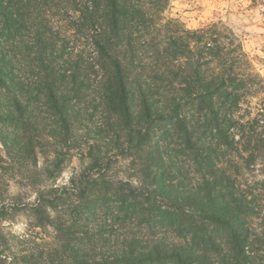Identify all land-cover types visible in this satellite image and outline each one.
Listing matches in <instances>:
<instances>
[{"label":"trees","instance_id":"obj_1","mask_svg":"<svg viewBox=\"0 0 264 264\" xmlns=\"http://www.w3.org/2000/svg\"><path fill=\"white\" fill-rule=\"evenodd\" d=\"M170 3L0 0V264H264V81Z\"/></svg>","mask_w":264,"mask_h":264},{"label":"rangeland","instance_id":"obj_2","mask_svg":"<svg viewBox=\"0 0 264 264\" xmlns=\"http://www.w3.org/2000/svg\"><path fill=\"white\" fill-rule=\"evenodd\" d=\"M167 15L179 19L186 28L196 29L210 23L221 22L228 26L240 40L244 52L248 55L255 70L264 81V0H171ZM257 101L252 100V106ZM78 166L73 159L68 163L56 182L61 185L67 182L72 169ZM253 172V179L264 180L258 171ZM251 179V178H250ZM8 196L21 195L25 201H32L33 194L17 186V177L8 182ZM7 233L23 235L25 219L16 216L12 222L5 224ZM17 253V245L15 250Z\"/></svg>","mask_w":264,"mask_h":264}]
</instances>
